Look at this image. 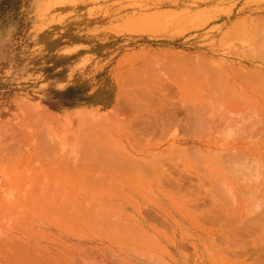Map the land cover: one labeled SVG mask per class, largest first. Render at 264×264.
Instances as JSON below:
<instances>
[{
  "label": "rangeland",
  "instance_id": "374dc122",
  "mask_svg": "<svg viewBox=\"0 0 264 264\" xmlns=\"http://www.w3.org/2000/svg\"><path fill=\"white\" fill-rule=\"evenodd\" d=\"M0 264H264V0H0Z\"/></svg>",
  "mask_w": 264,
  "mask_h": 264
},
{
  "label": "bare ground",
  "instance_id": "6f19581e",
  "mask_svg": "<svg viewBox=\"0 0 264 264\" xmlns=\"http://www.w3.org/2000/svg\"><path fill=\"white\" fill-rule=\"evenodd\" d=\"M188 112H189V111H188ZM189 113H190V112H189ZM189 116H190V114H189ZM187 117H188V114H187ZM174 118H175V117H174ZM176 118H177V117H176ZM191 118H192V117H191ZM192 119H193V118H192ZM218 164H219V163H218ZM157 165H158V167L160 166L159 164H157ZM208 165H209V164H208ZM208 165H207V168L209 169ZM155 166H156V164H155ZM216 166H217V165H216ZM158 167H157V169H158ZM202 167H203V166H202ZM154 168H156V167H154ZM159 168H160V167H159ZM217 168H219V167H217ZM196 169H197V168H196ZM208 169H206L207 172H208ZM210 169H213V165H212V168L210 167ZM159 170H160V169H158V170H156V171H159ZM165 170H166V169H163V171L160 170V171H159L160 173L158 172V174H160V175H162V174L167 175V173L165 174V172H164ZM194 170H195V169H194ZM214 170H216V172H217V169H214ZM219 170H221V169L219 168L218 171H219ZM156 171H155V173H156ZM196 172H198V171H196ZM216 172H214V176H215V175L218 176V174H217ZM219 172H220V171H219ZM161 173H162V174H161ZM158 174L156 173V176H157ZM191 174H192V173H191ZM197 174H199V173H197ZM207 174L210 175L209 173H207ZM219 174H220V173H219ZM164 175H162V177H165V178H166V176H164ZM221 175H222V174H221ZM167 176H168V175H167ZM190 176H191V175H190ZM210 176H211V175H210ZM214 176H213V178H214ZM219 177H220V176H219ZM223 178H225V177H223ZM166 179H167V181H168V178H166ZM166 179H165V180H166ZM214 179H215V178H214ZM220 179H221V177H220ZM172 180H173V179H172ZM229 180H230V179H229ZM237 180H238V179H237ZM167 181H165V182H167ZM170 181H171V180H170ZM175 181H176V180H175ZM178 181H179V180H178ZM225 181H227V178H226V180H225V179L222 180L223 184H226ZM232 181H234V180H232ZM218 182H219V181H218ZM235 182H236V181H235ZM235 182H234V183H235ZM179 183H180V182H179ZM179 183H176V184H179ZM193 183H194V182H193ZM231 183H232V182H231ZM231 183H230V185H231ZM234 183H233L232 185H234ZM236 183H237V182H236ZM167 184L169 185L168 182H167ZM176 184H175V185H176ZM219 184H220V183H219ZM223 184H222V185H223ZM168 185H167V186H168ZM170 185L173 186L172 183H170ZM175 185H174L173 188H178V187H179L178 185H176V187H175ZM180 185H181V183H180ZM226 185H227V184H226ZM228 185H229V184H228ZM172 186H171V187H172ZM177 186H178V187H177ZM179 188H180V187H179ZM232 188H233V186H232ZM236 188H237V187H236ZM234 189H235V187H234ZM237 189H238V188H237ZM237 189H236V190H237ZM239 194H241V192H240ZM242 196H243V195H240V197H242ZM241 199H242V198H241Z\"/></svg>",
  "mask_w": 264,
  "mask_h": 264
}]
</instances>
